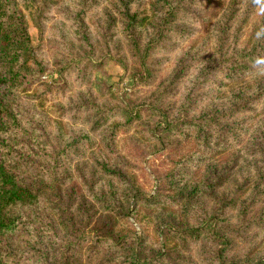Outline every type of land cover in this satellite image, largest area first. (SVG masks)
Returning <instances> with one entry per match:
<instances>
[{
	"label": "trees",
	"instance_id": "obj_1",
	"mask_svg": "<svg viewBox=\"0 0 264 264\" xmlns=\"http://www.w3.org/2000/svg\"><path fill=\"white\" fill-rule=\"evenodd\" d=\"M18 1L0 0V264H25L30 255L40 264H264V0L247 2L251 9L241 12L237 0H216L214 48L210 38L196 41L139 105L91 104L84 132L97 137V167L87 176L63 169L62 151L17 116L11 89L39 82L43 67L32 58L36 47ZM38 2V26L53 8L73 28L79 43L72 46L96 52L86 24L90 0ZM192 2L104 0L101 35L118 32L117 61L125 70L131 65L137 84L156 82L161 55L193 21ZM255 9L260 15L252 20ZM134 122L157 141L154 147L172 138L194 143L175 161L163 191H143L117 155V134ZM141 214L151 234L126 225Z\"/></svg>",
	"mask_w": 264,
	"mask_h": 264
},
{
	"label": "rangeland",
	"instance_id": "obj_2",
	"mask_svg": "<svg viewBox=\"0 0 264 264\" xmlns=\"http://www.w3.org/2000/svg\"><path fill=\"white\" fill-rule=\"evenodd\" d=\"M250 1L254 0H237L238 7L241 8L240 12L244 7L251 9V6L246 4ZM104 4V0H90L91 7L86 15V24L98 48L94 54L88 55L79 51L76 46L79 43L77 36L62 14L49 8L47 17L45 16L38 26L37 18L40 10L38 0L18 1L28 23L31 44L36 47L32 58L43 64V67L37 78L39 82L33 84L26 82L23 85L26 90H23V87L11 89L10 97L14 99L16 95L19 106L13 104L23 127L28 128V124L34 125L40 131L39 135L51 141L52 147L62 151L57 155L58 160L63 169L71 171L72 175L85 172L87 176V172L94 171L97 167L91 156L96 155L92 151L93 142L97 137L90 131L84 132L90 129L84 123V119L90 113L91 104L108 101L109 104H121L128 108L134 104L139 105L150 95L156 83L167 75L176 58L185 50L195 47L196 41H200L202 37L210 38L208 48L210 51L214 48L215 28L220 23V7L216 0H194L190 5L194 13L193 21L188 24V30L183 38L178 40L176 47L170 53L161 55L163 64L160 66L156 82L139 85L132 77L131 65L125 70L117 61L119 53L116 52L115 40L119 39L118 32L115 31L113 35L111 29L106 31V36L101 35L108 23ZM258 12L259 10L255 9L250 19H257L260 15ZM207 17H211V22L215 23L213 31L211 24L205 25ZM109 32L112 35L107 36ZM107 40L109 46L106 44ZM73 43L76 45L72 46ZM65 44L69 51L64 47ZM86 48L90 50L89 47ZM78 55H83V58L80 60ZM74 58L78 60L70 61ZM88 60L97 65L90 68ZM84 66H86L85 76L82 75ZM184 85L186 83L182 86ZM3 89L0 88V93H4ZM6 90L8 89L5 88ZM182 93L185 95L187 91ZM176 97L178 96L172 99L178 100ZM6 99L10 100L7 97ZM87 134L91 140L86 137ZM148 136L144 133L142 125L134 122L132 130L119 132L114 143L119 153L117 155L128 162L130 172L143 191L154 194L168 188L166 178L176 167L175 161L194 148V143L181 141L176 145L175 138H172L171 143L158 148L153 146L157 141L148 139ZM97 150V153H100L104 149L97 148ZM188 171H190L189 167ZM186 173L188 175L189 172ZM126 225L134 227L137 231L144 229L149 234L152 233V225L144 214L137 218L131 215L126 219ZM16 243L21 248L25 246L21 240ZM193 258L197 260L196 256ZM94 261L91 260L90 264ZM25 264L40 263L30 255ZM187 264L199 263L189 261Z\"/></svg>",
	"mask_w": 264,
	"mask_h": 264
}]
</instances>
